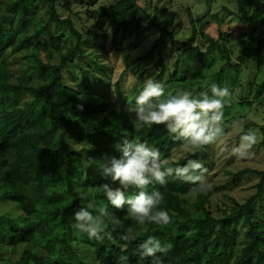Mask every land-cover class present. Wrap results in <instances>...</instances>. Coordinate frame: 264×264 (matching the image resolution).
Masks as SVG:
<instances>
[{
  "label": "trees",
  "instance_id": "1",
  "mask_svg": "<svg viewBox=\"0 0 264 264\" xmlns=\"http://www.w3.org/2000/svg\"><path fill=\"white\" fill-rule=\"evenodd\" d=\"M224 10L237 18V33L223 30L218 14L208 10L201 16L187 8L193 34L183 41L138 0H0V264H153L139 255L138 245L147 236L173 245L158 254L161 264H264V168L218 166L213 145L193 155L164 126L141 127L127 110L148 78L181 89L185 73L177 67L197 50L193 39L199 34L209 42L204 59L216 51L227 60L217 78L225 67H261L264 0H236L234 10ZM104 15L106 26L97 24ZM76 18L98 28H78ZM120 31L155 35L125 62V71L138 81L124 106L98 91L113 85L123 95L122 76L113 81L112 66L121 50ZM242 36L247 44L233 60L229 45ZM176 47L180 52L173 60ZM242 82L239 103L264 111V81ZM168 89L163 98L172 94ZM234 120L243 121L245 131L257 130L253 151L264 157V125L247 115ZM235 139L238 145L240 134ZM131 140L158 148L174 167L188 159L202 162L211 191L193 196L196 185L168 177L165 185L147 191L163 194L161 207L173 222L166 228L135 224L126 208L108 203L100 191L108 180L98 170L99 159L119 157L116 146ZM236 191L244 193L239 197ZM89 201L119 218L118 226L108 222L111 239H89L73 229L74 213ZM6 204L17 212L2 210ZM129 228L139 234L131 243L120 239Z\"/></svg>",
  "mask_w": 264,
  "mask_h": 264
},
{
  "label": "clouds",
  "instance_id": "2",
  "mask_svg": "<svg viewBox=\"0 0 264 264\" xmlns=\"http://www.w3.org/2000/svg\"><path fill=\"white\" fill-rule=\"evenodd\" d=\"M164 96L163 83L148 78L127 110L134 114L141 127L164 126L193 155L221 141L225 129L224 108L233 101L227 85L221 87L209 82L198 94L178 89L175 94ZM230 126L240 134L239 144L231 149L232 155L238 159H251L255 154L253 148L259 143L257 133L245 131L241 120H232ZM116 147L119 157L105 156L98 160V170L108 180L100 185V191L114 209L126 208L128 217L137 225L155 224L166 228L173 222L169 211L161 207L163 194L156 190L147 191L150 185L163 186L168 177H174L196 185L192 189L193 196L211 191L212 185L205 179L207 168L198 160L188 159L183 166L174 167L169 160L162 158L158 148L150 147L147 142L131 140ZM223 150H228L226 145ZM84 179H87L86 172ZM132 191L135 194L129 195ZM74 219L73 229L98 241L112 238L109 221L115 226L120 224L119 218L106 206L97 208L94 201L80 207L74 213ZM138 235L129 228L120 239L131 243L138 239ZM138 248L141 258L150 257L153 264H161L158 254L169 252L173 245L162 243L156 236H147Z\"/></svg>",
  "mask_w": 264,
  "mask_h": 264
},
{
  "label": "rangeland",
  "instance_id": "3",
  "mask_svg": "<svg viewBox=\"0 0 264 264\" xmlns=\"http://www.w3.org/2000/svg\"><path fill=\"white\" fill-rule=\"evenodd\" d=\"M111 2L115 0H110ZM212 3L210 7L208 6V0H138V2L143 5L153 17L157 20V22L161 24L168 25L170 30L175 29L176 37L180 40H188L191 38L193 34V27L189 21L187 8L196 15L203 16L208 10L211 14H218L222 21V29L225 31H233L237 33V29L239 23L237 18L234 15L228 14L224 7H228L230 10H234L236 8V0H210ZM77 23V27L80 28L84 26V24L92 27L94 25L90 22H84L78 18L75 19ZM105 20H107V16L101 17L98 19L97 24H102L106 26ZM96 28H98V26ZM113 27L108 26V31L113 33ZM209 30V29H207ZM102 32V31H101ZM157 34V33H156ZM140 35L138 36L134 32L125 33L120 31L117 35V41L120 46V51L118 57L113 66V81H116L118 78H121V86L123 95H118L115 87L112 85L110 87L104 86L99 88L100 94H106L109 98L115 100V102L119 106H124L125 96L127 94H131L133 96L132 90L134 89L138 77L131 70L125 71L126 65L125 62L127 59L131 57H135L141 52L145 50V47L150 45L155 35ZM105 45L109 46L108 40H102ZM247 44V40L245 37H240L237 41H233L230 45V51L232 59L235 58L241 53L243 47ZM193 45L197 47V50H193L190 53V57L180 62L177 70L180 69L185 73L184 80L181 82V89L190 90L194 94H198L200 91L205 90L206 83L215 82L221 87L227 85L229 89H231V95L233 97L232 103L224 108V119H225V129L224 136L221 141L218 142L216 147L211 148V152L217 157L214 162L218 166H227L232 169L235 165L244 166V165H256L264 168V157L261 154H254L251 159H238L234 155H232L231 149L237 146L236 135L237 132L234 130L230 124L231 121L234 120L235 117L239 115H247L253 121H256L259 125H264V111L260 106L249 107L243 103H239V98L241 96V91L243 85H239L242 83V80L247 81L249 79H254L258 83L264 81V63L260 68L256 67L252 70L245 69L240 67L238 71L234 69H228L227 67L223 70L222 78H217L216 73L221 71L224 64H226L227 60L218 58L216 51L210 54L207 59H204V54H207L209 42L205 36L202 34L195 36L193 39ZM94 50L95 53L99 52L100 47ZM183 47V46H182ZM177 47L175 50L171 51L173 60L176 59V55L180 52L177 51ZM111 52H114L111 49ZM202 53V54H201ZM262 56L264 57V49L262 50ZM175 63H173V66ZM188 65V68L186 67ZM179 70V71H180ZM164 85L165 90H169L168 87H172V94H175L177 90L175 87L171 86L167 83V81L161 82ZM200 87L199 91H196V88ZM101 96V95H100ZM100 100L104 99L102 96L99 97ZM264 109V108H263ZM257 133L256 129H252ZM259 134L257 133V136ZM227 146V151L223 150L224 146ZM254 153L255 150L253 151ZM256 160H260V164L256 162ZM217 166V167H218ZM244 191H236V194L240 197ZM13 206L10 204L3 205L1 207L2 210H13V212H17L12 209Z\"/></svg>",
  "mask_w": 264,
  "mask_h": 264
}]
</instances>
